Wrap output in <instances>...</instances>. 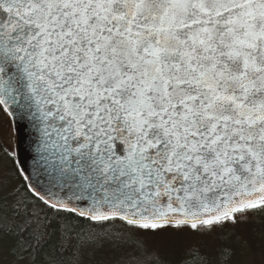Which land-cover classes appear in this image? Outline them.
Returning a JSON list of instances; mask_svg holds the SVG:
<instances>
[{
    "label": "snow or ice",
    "instance_id": "obj_1",
    "mask_svg": "<svg viewBox=\"0 0 264 264\" xmlns=\"http://www.w3.org/2000/svg\"><path fill=\"white\" fill-rule=\"evenodd\" d=\"M6 124L0 264H257L264 0H0Z\"/></svg>",
    "mask_w": 264,
    "mask_h": 264
},
{
    "label": "rangeland",
    "instance_id": "obj_2",
    "mask_svg": "<svg viewBox=\"0 0 264 264\" xmlns=\"http://www.w3.org/2000/svg\"><path fill=\"white\" fill-rule=\"evenodd\" d=\"M13 128L5 125V130L3 133V142L0 143V148L6 149L9 153L15 151V132ZM5 165L10 166V161L5 160ZM247 232L254 239L256 247L255 259L257 264H262L264 261V256H262V239H264V217H257L251 224L246 226ZM109 231H112L109 229Z\"/></svg>",
    "mask_w": 264,
    "mask_h": 264
},
{
    "label": "water",
    "instance_id": "obj_3",
    "mask_svg": "<svg viewBox=\"0 0 264 264\" xmlns=\"http://www.w3.org/2000/svg\"><path fill=\"white\" fill-rule=\"evenodd\" d=\"M16 134V133H15ZM18 136L20 138V144H19V148L17 147L18 145ZM26 136V132L20 133V134H16V151H19V158L24 160L25 163L27 164H31V161L28 160L27 158V152L26 151H21V149L26 150L27 149V140H24L23 137Z\"/></svg>",
    "mask_w": 264,
    "mask_h": 264
},
{
    "label": "trees",
    "instance_id": "obj_4",
    "mask_svg": "<svg viewBox=\"0 0 264 264\" xmlns=\"http://www.w3.org/2000/svg\"><path fill=\"white\" fill-rule=\"evenodd\" d=\"M14 132V131H13ZM254 221V220H253Z\"/></svg>",
    "mask_w": 264,
    "mask_h": 264
}]
</instances>
